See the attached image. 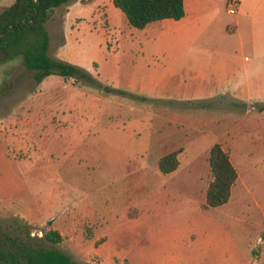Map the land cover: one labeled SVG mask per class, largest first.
<instances>
[{
	"label": "rangeland",
	"instance_id": "obj_1",
	"mask_svg": "<svg viewBox=\"0 0 264 264\" xmlns=\"http://www.w3.org/2000/svg\"><path fill=\"white\" fill-rule=\"evenodd\" d=\"M229 2L144 29L109 0L78 5L65 24L59 8L49 54L97 84L57 74L38 84L21 56L0 64L4 231L58 230L56 247L81 264H264V110L197 72L227 57L237 19L264 40V17L229 13ZM216 143L239 176L226 204L207 207ZM177 150L164 174L161 158Z\"/></svg>",
	"mask_w": 264,
	"mask_h": 264
},
{
	"label": "trees",
	"instance_id": "obj_2",
	"mask_svg": "<svg viewBox=\"0 0 264 264\" xmlns=\"http://www.w3.org/2000/svg\"><path fill=\"white\" fill-rule=\"evenodd\" d=\"M74 1L76 0H14L5 7L0 12V64L21 56L26 68L35 71L34 77L38 84L54 74L66 79L73 78L75 82H93L92 75L85 68L49 54L51 36L48 22L57 8ZM113 2L125 13L129 23L139 29L159 20H181L186 16L185 0ZM94 83L97 84L96 81ZM3 92L0 90V98ZM179 153L180 150H177L161 158L159 167L164 174L178 169ZM210 165L213 180L207 189V207H218L230 200L239 174L230 154L220 143L211 148ZM62 241L63 235L58 230L51 229L39 236L32 235L25 228L23 234L11 235L3 230L0 222V263L81 264L56 247Z\"/></svg>",
	"mask_w": 264,
	"mask_h": 264
},
{
	"label": "crops",
	"instance_id": "obj_3",
	"mask_svg": "<svg viewBox=\"0 0 264 264\" xmlns=\"http://www.w3.org/2000/svg\"><path fill=\"white\" fill-rule=\"evenodd\" d=\"M109 1L111 2L114 0ZM90 2L96 3L99 7L105 4V0H86V2L76 0L71 4L62 6V8H65L64 14L62 15V23H66L68 17L72 13V10L78 5ZM204 2L205 0H185L186 16L190 10L195 9L199 4L202 5ZM59 8H57L56 11ZM238 10L243 13H251L253 17L260 15L264 17V0H241V2L239 1ZM242 19H237L236 27L232 29L230 35L233 38L238 35V39L234 43L231 42L229 44L228 41L226 44V48L228 49L227 57L224 58L222 62H214L213 60L207 59L201 62L202 67H200L197 72L200 74L202 80H214L219 83V88L224 89L227 92L231 91L240 100L243 98L244 100H248L253 105V108L258 107L260 110H264V40H256V36L254 35L256 34V31L252 28L250 29L249 35L242 34ZM47 26L51 36V48L54 40L52 31L49 28V22ZM209 45L212 44L209 43ZM59 53L60 48L57 55H59ZM243 53L248 56L242 57L241 55H243ZM57 57L60 58L59 56ZM51 76L52 75L48 76L44 82H46ZM229 76L231 77L233 83L230 86H227L226 84L223 86L222 80L227 79ZM44 82H42V84ZM256 131L258 133L259 129L257 128ZM251 141L256 144L263 143V141L258 138L254 139L253 135L251 136ZM16 186L18 185H16L15 181L14 185L10 182L8 188L10 190V195L8 196L9 200H12L10 199L11 192L13 193ZM13 203L16 202L13 200L11 201L10 206L12 208H14Z\"/></svg>",
	"mask_w": 264,
	"mask_h": 264
},
{
	"label": "built area",
	"instance_id": "obj_4",
	"mask_svg": "<svg viewBox=\"0 0 264 264\" xmlns=\"http://www.w3.org/2000/svg\"><path fill=\"white\" fill-rule=\"evenodd\" d=\"M238 7H239V1L238 0H230L228 12L234 14L238 11ZM71 79L74 81L73 78H71Z\"/></svg>",
	"mask_w": 264,
	"mask_h": 264
},
{
	"label": "water",
	"instance_id": "obj_5",
	"mask_svg": "<svg viewBox=\"0 0 264 264\" xmlns=\"http://www.w3.org/2000/svg\"><path fill=\"white\" fill-rule=\"evenodd\" d=\"M49 223H50V224H52V223H53V221H50Z\"/></svg>",
	"mask_w": 264,
	"mask_h": 264
}]
</instances>
